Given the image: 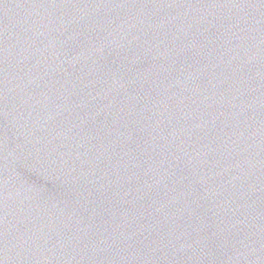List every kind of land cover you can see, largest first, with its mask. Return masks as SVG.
I'll use <instances>...</instances> for the list:
<instances>
[{
  "label": "water",
  "instance_id": "1",
  "mask_svg": "<svg viewBox=\"0 0 264 264\" xmlns=\"http://www.w3.org/2000/svg\"><path fill=\"white\" fill-rule=\"evenodd\" d=\"M0 264H264V0H0Z\"/></svg>",
  "mask_w": 264,
  "mask_h": 264
}]
</instances>
